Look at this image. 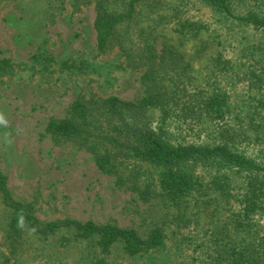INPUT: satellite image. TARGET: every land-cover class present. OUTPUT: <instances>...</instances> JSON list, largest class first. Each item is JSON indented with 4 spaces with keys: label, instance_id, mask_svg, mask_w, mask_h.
<instances>
[{
    "label": "rangeland",
    "instance_id": "rangeland-1",
    "mask_svg": "<svg viewBox=\"0 0 264 264\" xmlns=\"http://www.w3.org/2000/svg\"><path fill=\"white\" fill-rule=\"evenodd\" d=\"M96 2L0 0V168L13 199L43 224L111 223L144 239L157 228L164 243L136 256L118 243L105 256L97 254L96 238L68 227L28 228L12 240L11 208L0 198V264H92L97 257H105L106 264H229L241 255L245 264H264V172L198 165L202 191L179 205L161 197L143 202L99 169L92 154L46 131L80 96L140 100L145 95L148 63L129 60L117 46L97 48ZM230 5L234 16H264V0H230ZM109 8L120 11L113 3ZM161 16L157 52L167 42L182 53L178 71L192 73L169 77L186 81L180 87L185 86L188 103L201 92L203 98L226 97L220 114H206L196 123L170 120L167 136L174 142L225 141L264 167V26L241 22L203 0H163L159 14L146 21ZM253 198L256 205L246 209Z\"/></svg>",
    "mask_w": 264,
    "mask_h": 264
},
{
    "label": "trees",
    "instance_id": "trees-1",
    "mask_svg": "<svg viewBox=\"0 0 264 264\" xmlns=\"http://www.w3.org/2000/svg\"><path fill=\"white\" fill-rule=\"evenodd\" d=\"M203 1L241 22L264 26V16L255 12L234 16L230 0ZM112 3L118 5L120 11L110 10ZM162 6L163 0H97L94 21L97 48L106 51L117 46L129 60L148 63L142 75L145 95L140 100H124L116 95L80 96L73 101L65 117L48 122L46 131L92 154L99 169L114 175L118 186L136 193L143 202L161 197L179 205L204 188L195 172L198 165L217 164L262 172L264 167L230 148L223 143L225 141L218 144L174 142L167 136L170 120L171 124L174 120L196 123L206 114H220L226 97L214 95L203 98L201 92L200 97L191 98L188 103L182 91L186 81L177 82L169 77V73L192 72L178 71L183 55L176 44L163 43L160 53L157 52L159 36L155 32L164 18L150 19V23L146 20L150 14H159ZM177 29L180 37L185 34L184 25ZM180 84L185 86L180 87ZM152 168L154 171L151 172ZM0 198L11 208L8 238L12 240L19 239L28 228L54 232L68 227L83 238H96L97 254L105 256L118 243L131 256L164 243V234L157 228L152 229L144 239L134 229L111 223L66 219L43 224L30 208L13 199L8 178L1 168ZM254 199L246 204V209L256 205ZM242 256L229 264H245ZM106 263L105 257H97L92 264Z\"/></svg>",
    "mask_w": 264,
    "mask_h": 264
}]
</instances>
